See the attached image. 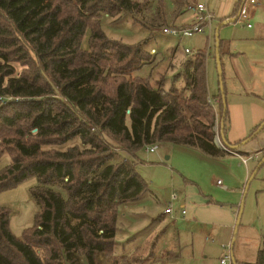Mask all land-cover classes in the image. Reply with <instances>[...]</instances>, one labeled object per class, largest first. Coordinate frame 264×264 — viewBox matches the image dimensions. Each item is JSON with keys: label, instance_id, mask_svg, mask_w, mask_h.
I'll list each match as a JSON object with an SVG mask.
<instances>
[{"label": "trees", "instance_id": "1", "mask_svg": "<svg viewBox=\"0 0 264 264\" xmlns=\"http://www.w3.org/2000/svg\"><path fill=\"white\" fill-rule=\"evenodd\" d=\"M171 1L177 17L195 3ZM123 12L152 31L168 24L164 0H0V155L11 159L0 171V192L38 179L30 188L38 213L21 238L10 230L9 209L0 206V264H97L98 254L109 264H165L177 257L153 249L144 259L133 257L140 246L115 252L118 206L138 200L147 185L133 160H112L165 143L223 156L213 139L218 114L220 141L230 146L225 91L215 96L216 112L208 102L204 51L187 56L168 87L165 75L154 85L132 76L152 54L100 28L101 15ZM14 63L26 68L17 72ZM74 139L80 144L57 148ZM236 264H264V240L254 262Z\"/></svg>", "mask_w": 264, "mask_h": 264}, {"label": "rangeland", "instance_id": "2", "mask_svg": "<svg viewBox=\"0 0 264 264\" xmlns=\"http://www.w3.org/2000/svg\"><path fill=\"white\" fill-rule=\"evenodd\" d=\"M164 2L169 25L152 31L135 21L131 13L123 12L115 17L101 15L100 28L110 39L125 44L142 43L144 49L152 53V62L146 63L132 72V76L147 79L152 85L160 76L165 75L166 87H168L173 80L172 76L181 72L180 63L184 61L183 58L195 53L197 48H206L205 72L208 95L214 101V109L218 111V104L214 97L219 93L220 83L213 58V37H209L208 42L204 36L195 33L193 39L188 43L187 40L180 38V34L162 33L163 27L175 26L179 28L183 21L189 23L192 15V12L187 10L177 17L175 16L177 13H173L172 1L164 0ZM237 23L239 25L238 32L250 31L246 30L240 21ZM89 34V30H86L82 38L81 47L83 49L88 48ZM184 48L190 49L191 54H185ZM14 66L17 72L26 68L20 63H14ZM221 68L224 78L222 60ZM222 81L224 84L223 79ZM182 84V80L176 83L177 86ZM219 130L220 128L217 130L218 134H220ZM105 138L112 147H117V143L110 137L106 136ZM213 142L215 143V136ZM219 142H221L220 138ZM74 144H80L79 140L74 139L64 146H57V148H65ZM117 149L119 150V148ZM233 151L237 152V150ZM121 159L134 161L135 171L145 181L147 190L138 200L118 206L116 253L128 254L136 246H140L138 254L133 257L144 259L149 254V247L145 250L146 244H149L152 238L155 237L156 250H160L161 247L170 246L171 243L176 242L178 237L179 244L183 248L182 257L167 260L165 264H218L219 259L228 250L233 253V250L240 246L242 230H244L246 240L250 241V243H246V248L244 247L245 259L246 261L256 260L257 249L262 247L260 241L264 236V165H261L256 171L247 189L245 188L247 183L238 185L235 189V186L228 180L229 168L227 164L229 162H224L223 159L214 160L197 149L165 143L158 144V148L154 152L147 151L145 147L137 151L135 157L127 152H120L119 155L114 156L112 162ZM10 162L11 159L7 153L0 155V171ZM218 180L222 182L224 188L216 184ZM231 181L236 182L232 179ZM37 184L38 179L33 176L14 189L0 192V206L9 209V227L18 238H21L24 229L35 223L38 207L30 194V188ZM240 188L241 191H239ZM235 190L238 191V194ZM172 196L175 198L173 197V199ZM201 199L206 203L214 200L220 203H217L219 206L235 210L242 205L239 223L236 228L231 229L228 239L225 240L220 238V235L209 233L210 229L206 222L209 213L200 206ZM168 204L172 205L174 214L170 217L160 218L163 209ZM182 210L185 211L184 215L181 214ZM246 224L248 226H245ZM39 254L44 256L43 250H39ZM128 258L130 257L128 256ZM97 264H109V261L98 254Z\"/></svg>", "mask_w": 264, "mask_h": 264}, {"label": "crops", "instance_id": "3", "mask_svg": "<svg viewBox=\"0 0 264 264\" xmlns=\"http://www.w3.org/2000/svg\"><path fill=\"white\" fill-rule=\"evenodd\" d=\"M257 1L258 3L252 4L248 0H194L195 3H205L209 11L214 15L211 28L212 34L210 35L211 32L198 33L199 35L204 36L208 42L209 37H213L214 41L215 28L222 23L219 28L220 55L224 74V95L227 104V116L225 120L226 129L224 135L226 142L230 145L241 143L242 141L243 143H241V146L237 149L236 153H238V155L224 151L225 154L223 156L211 158L214 160L223 159L224 162H229V164L226 163L229 168L228 180L235 186V189H237L236 187L238 185H243L248 182L258 162L264 155V128L250 137L256 126L264 120V0ZM241 9L248 12L247 21L238 17V12L241 11ZM190 18L191 22L193 16L191 15ZM233 18H235L233 22H225L227 19ZM238 21L244 25L246 30L250 31L238 32ZM250 22H252L250 24L251 26L248 27L247 23ZM189 23L186 21L182 22V24H186V26L189 25ZM194 36L195 34L192 36H181L180 38L190 43ZM197 51H204L206 54V48H197L196 52ZM184 53L189 54L185 52V48ZM215 99L217 102L216 104H218L219 100L217 98ZM218 124L220 127L221 120L219 117ZM245 139L247 140L244 141ZM239 155H253L254 158L248 160L247 163L244 164L241 162ZM233 163L235 164L233 165ZM262 165H264V162ZM231 179L236 182H232ZM221 187L224 188L223 184ZM239 191H241V188ZM235 192L238 194L237 190H235ZM217 203L218 202L214 200L210 203H206L201 199L200 206L209 213L206 217V222L210 229L209 233L220 235V238L226 240L228 239L231 229L235 228L239 206L238 209L235 210L234 208L219 206L218 204L220 203ZM164 209L160 218L166 216L170 217L174 214V210L171 214H166L164 213ZM246 222L248 223V221ZM245 226H248V224ZM263 237L260 243L263 242ZM246 243H250V241L246 240L245 231L242 230L239 243L240 246L237 247L236 250H233L234 258L237 262H254L246 261L245 259L244 247L246 248ZM258 245L261 246L259 243ZM147 249H153L156 255L164 250L176 252L177 257L173 259L181 258V252L183 250L179 244L178 237L176 242L171 243L170 246L161 247L160 250H156L155 248L154 237L150 240L149 244H146L145 250Z\"/></svg>", "mask_w": 264, "mask_h": 264}, {"label": "built area", "instance_id": "4", "mask_svg": "<svg viewBox=\"0 0 264 264\" xmlns=\"http://www.w3.org/2000/svg\"><path fill=\"white\" fill-rule=\"evenodd\" d=\"M248 1L252 4L258 3L257 0H248ZM188 10H190L192 12L193 18L187 27H184V28L163 27L161 29V32L164 34H172V35L180 34L181 36H192L195 33H210L211 28H212V21H213L214 15H213V13H211L209 11L206 4L205 3H194V4L188 6ZM238 17L242 18L245 21L248 20V14L244 9H241ZM247 26L248 27L251 26L250 23H247ZM185 52L190 53L191 50L188 48H185ZM208 102L210 103L211 106L214 107V101L210 97L208 98ZM219 128L220 127L218 124V116H217V118L215 120V124H214V131H215V139H217L218 141H219V134H218L217 130ZM157 148H158V144H150V145L146 146V150L149 152H154ZM228 152L235 153L238 155V153H236L233 150H230ZM239 157L241 159V162L244 164H246L248 160L254 158L253 155H249V156H240L239 155ZM217 184L219 186H222L220 181H217ZM173 197L174 196H172V198ZM172 212H173L172 205L168 204L167 207H165V209H164V213H166V214L170 213L171 214ZM181 213L184 214L185 211L182 210ZM219 264H232L229 250L222 258L219 259Z\"/></svg>", "mask_w": 264, "mask_h": 264}, {"label": "water", "instance_id": "5", "mask_svg": "<svg viewBox=\"0 0 264 264\" xmlns=\"http://www.w3.org/2000/svg\"><path fill=\"white\" fill-rule=\"evenodd\" d=\"M240 11L238 12V15H239ZM235 20V18L233 19H227L225 22L227 23H231ZM222 23H220L216 28H215V32H214V58H215V63H216V66H217V70H218V74H219V83H220V91L223 92V81H222V68H221V59H220V51H219V47H220V44H219V28L221 26ZM222 100H223V103H224V108H225V97L224 95H222ZM264 124V123H263ZM260 125V127L252 134L253 136L255 134H257L260 130H261V127L262 125ZM222 125H223V120H221V125H220V134H222L223 132V128H222ZM252 135L250 137H252ZM215 144L216 146L223 150V151H230V150H236L239 148V145H235V146H224L222 143H220L217 139H215ZM264 162V155L263 157L260 159V161L258 162L254 172L252 173L251 177L249 178L248 182H247V185H246V189H247V186L249 184V182L251 181V179L254 177L256 171L260 168V166L263 164ZM242 205L240 206L239 210H238V213H237V218H236V225H235V228L237 227L238 223H239V220H240V217H241V213H242V209H241ZM235 233V232H234ZM230 258H231V262L232 264H236V261H235V258L233 256V253L230 252Z\"/></svg>", "mask_w": 264, "mask_h": 264}]
</instances>
